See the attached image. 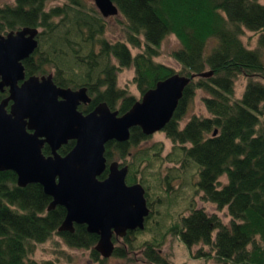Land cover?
<instances>
[{
	"label": "trees",
	"instance_id": "trees-1",
	"mask_svg": "<svg viewBox=\"0 0 264 264\" xmlns=\"http://www.w3.org/2000/svg\"><path fill=\"white\" fill-rule=\"evenodd\" d=\"M63 1L49 6V0H15L12 6L0 7V34L37 28L38 48L23 62L27 77L53 74L59 87H86L92 101L79 107L83 113L107 103L124 114L134 105L138 99L118 86L123 69L134 68L142 96L177 74L155 61L168 36L181 46L172 53L182 66L179 75L213 72L209 78L191 80L163 132L174 144L176 162L184 168L195 167L202 200L226 210L231 221L226 225L216 214L194 208L171 231L188 248L208 247L223 262L264 264V5L260 0H112L126 30L124 41L113 42L106 35L107 21L94 5L84 0ZM245 31L259 34L257 49L244 43ZM212 41L216 45L207 54ZM130 46L141 51L133 55ZM239 76L247 84L242 97L235 99ZM197 90L206 93L202 101L209 116H193L182 126ZM7 96L5 89L0 101ZM148 139L141 129H132L129 141L106 145L107 162L133 157L132 149ZM74 144L70 141L59 153L66 155ZM43 153L51 154L47 145ZM145 161L151 165L153 157ZM137 167H130L128 184L135 183ZM106 176L107 171L99 178ZM223 177L225 184L220 181ZM145 197L152 212L147 189ZM51 201L42 186L21 188L14 172H0V264H56L30 258L35 245L54 237L70 248L91 250L95 261H105L94 250L99 237L88 233L85 225H75L73 233L58 231L66 210L58 206L48 211ZM141 232H129L125 243ZM117 240L113 238L115 244ZM155 245L145 243L142 257L151 264H167ZM113 255L125 253L115 248Z\"/></svg>",
	"mask_w": 264,
	"mask_h": 264
},
{
	"label": "water",
	"instance_id": "water-1",
	"mask_svg": "<svg viewBox=\"0 0 264 264\" xmlns=\"http://www.w3.org/2000/svg\"><path fill=\"white\" fill-rule=\"evenodd\" d=\"M93 1L103 18L119 15L112 0ZM38 35L30 27L0 34V93L8 89L0 101V172H14L21 188L42 186L52 199L48 211L58 206L66 210L58 231L73 233L75 225H85L99 237L94 250L109 259L115 251L113 238L143 231L151 210L144 187L127 184L129 167L107 162L106 145L129 141L134 128L145 136L163 131L191 80L213 72L174 74L159 81L124 114L107 103L83 113L79 107L92 101L86 87H59L53 74L27 77L23 62L38 48ZM70 141L73 148L61 155L59 150ZM45 145L51 150L48 156ZM106 170L108 175L100 179Z\"/></svg>",
	"mask_w": 264,
	"mask_h": 264
},
{
	"label": "rangeland",
	"instance_id": "rangeland-1",
	"mask_svg": "<svg viewBox=\"0 0 264 264\" xmlns=\"http://www.w3.org/2000/svg\"><path fill=\"white\" fill-rule=\"evenodd\" d=\"M49 1V6L61 5L64 2L63 0ZM84 1L88 5H94L93 0ZM260 3L264 5V0H260ZM14 4L15 0H0V7ZM104 19L107 21V38L113 42L124 41L126 30L122 16L119 14ZM258 38V33L250 31H245L242 36L244 43L251 49H257ZM215 45L216 43L213 41L208 45L207 54L211 52ZM180 47L179 41L174 36H168L163 41L155 61L170 67L177 74L181 73L182 66L172 56V53ZM130 49L133 55L141 51L132 46H130ZM261 53L264 62V51H261ZM134 77V68L121 70L118 73V86L140 100L142 94L138 90ZM246 84L245 77L239 76L235 83V99L242 97ZM204 97H206V93L202 90L196 91V95L182 121V126L193 116H209L202 101ZM173 148L172 141L167 138L163 131H160L149 136V139L142 142L137 148L132 149L131 156L134 155L133 157H128L125 161H118L122 165L124 163L129 164L127 165L129 167L128 175L132 172L130 167L138 165L137 168H140V170L135 169L137 172L135 183H140L145 191L148 190V201L153 205L151 215L147 222L145 221V229L141 234L135 235V238L127 244L124 238L117 240L115 248L124 250L125 255L123 257L112 255L109 259H104L105 261H95L91 257V250L70 248L61 238L54 237L46 243L35 245L30 258L40 263L53 261L56 264H151L142 257V253L145 243H152L156 244L157 251L167 264H231L216 258L212 249L208 247L193 246L188 248L180 240V237L171 231V228L180 225L182 217L188 216L194 208L203 209L210 215L216 214L226 225H229L231 221L226 210L219 211L216 205L202 200V193L198 192V186L196 185L199 177L195 167L190 164L184 168L178 164L177 159L172 156ZM156 153L159 154L158 157H154ZM147 156L148 158L153 157L151 165L146 164L145 159ZM220 181L222 184L227 182L225 177L221 178ZM157 199H160V201L158 202ZM202 251L207 254L203 255Z\"/></svg>",
	"mask_w": 264,
	"mask_h": 264
},
{
	"label": "flooded vegetation",
	"instance_id": "flooded-vegetation-1",
	"mask_svg": "<svg viewBox=\"0 0 264 264\" xmlns=\"http://www.w3.org/2000/svg\"><path fill=\"white\" fill-rule=\"evenodd\" d=\"M88 105H89V104H88ZM81 106H87V105L82 104ZM81 106H80V107H81ZM94 109H95V108H94ZM94 109H93V110H94ZM93 110H92V111H93ZM90 112H91V111H90ZM112 162H113V161H112ZM122 166H123V165L121 164V167H122ZM106 171H107V175H108V170H106Z\"/></svg>",
	"mask_w": 264,
	"mask_h": 264
},
{
	"label": "bare ground",
	"instance_id": "bare-ground-1",
	"mask_svg": "<svg viewBox=\"0 0 264 264\" xmlns=\"http://www.w3.org/2000/svg\"><path fill=\"white\" fill-rule=\"evenodd\" d=\"M119 14H120V12H119Z\"/></svg>",
	"mask_w": 264,
	"mask_h": 264
}]
</instances>
